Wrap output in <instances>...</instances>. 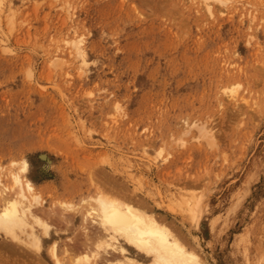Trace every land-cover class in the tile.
Listing matches in <instances>:
<instances>
[{"label":"rangeland","instance_id":"1","mask_svg":"<svg viewBox=\"0 0 264 264\" xmlns=\"http://www.w3.org/2000/svg\"><path fill=\"white\" fill-rule=\"evenodd\" d=\"M191 1L0 0V165L27 159L46 213L81 207L60 254L104 190L206 264H264V0Z\"/></svg>","mask_w":264,"mask_h":264},{"label":"bare ground","instance_id":"2","mask_svg":"<svg viewBox=\"0 0 264 264\" xmlns=\"http://www.w3.org/2000/svg\"><path fill=\"white\" fill-rule=\"evenodd\" d=\"M196 1L201 2L203 9L212 17L216 12L214 5L216 1L225 4L226 9H229L230 0ZM76 38L75 40L73 38L71 45L76 56L86 64L88 59L85 56L83 42ZM230 96L236 98L232 92ZM16 164L18 167L14 168ZM10 165L11 167L6 170L0 165V234L8 238L5 246L7 249L0 250V264H44L46 261L42 262L43 259L40 257L44 241L50 243L48 253L54 264H63L65 258L74 259L73 256H77L78 253H82L80 259L83 264H206L207 262L202 260L198 255L199 252H194L185 245L183 236L181 238L184 241L167 221L139 207L143 203L137 205L127 201L128 199L109 196L104 190H98L96 195L83 198L82 205L85 204V207L81 212L82 220L79 227L82 238H75V235L68 237L66 241L64 240L60 254L57 249L58 241L53 239L51 231L54 230L55 234H58L56 231L60 228L62 220L68 222L67 219L70 217H67L62 210L68 209L77 213L81 207L73 208L62 202L61 210L51 208L46 213L48 208L43 205L40 192L27 175V159H22L20 163L12 160ZM49 214L55 216L53 217L55 223H51ZM57 236L60 237L59 234ZM0 243L4 244L3 241ZM21 250L23 253H19ZM11 251L16 255L9 254ZM24 253L29 254L28 257L35 255L36 258L34 256L30 258H38V260L31 261L29 258L26 261ZM76 259L79 260L78 257Z\"/></svg>","mask_w":264,"mask_h":264},{"label":"clouds","instance_id":"3","mask_svg":"<svg viewBox=\"0 0 264 264\" xmlns=\"http://www.w3.org/2000/svg\"><path fill=\"white\" fill-rule=\"evenodd\" d=\"M29 71H31V70H29ZM26 79L31 80V79H33V77H31V76H27V75H26Z\"/></svg>","mask_w":264,"mask_h":264}]
</instances>
